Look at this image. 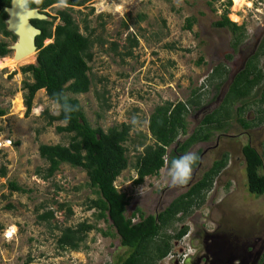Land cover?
Wrapping results in <instances>:
<instances>
[{"label":"rangeland","instance_id":"1","mask_svg":"<svg viewBox=\"0 0 264 264\" xmlns=\"http://www.w3.org/2000/svg\"><path fill=\"white\" fill-rule=\"evenodd\" d=\"M211 1L92 0L73 13L82 31L83 20H88L97 41L93 60L89 62L90 90L70 95L80 100L93 127L107 130L121 123L133 126L126 144L130 166L115 183L130 199L128 216L137 208L147 214L164 210L200 179L214 161L228 154V165L216 178L205 204L185 222L169 229L174 233L186 223L191 232L189 243L194 236L192 247H197L200 255L216 241L234 246L248 244L255 251L264 242V195L248 191L242 154V147L249 143L262 150L264 124L246 130L234 119L227 132H217L210 142L194 145L189 152L202 149L204 154L186 184L171 186L167 167L158 176L147 177L141 185L134 180L137 157L143 150L141 142L153 143L148 124L155 107L167 100L186 101L193 92L201 93L203 107L191 110L188 116L191 134L207 113L220 106L234 75L264 36V0H247L251 5L237 10H233L231 0L229 19L247 29V39L237 52L232 48L233 34L213 26L227 0H214L209 6ZM64 8L66 4L61 0L47 11L56 16ZM191 16H196L197 22L189 31L185 25ZM129 36L137 37L138 45L133 46ZM1 42L9 43L10 49L15 44L0 31ZM51 42L47 39L45 44ZM33 55L32 62L0 69V109L7 110L6 115L0 116V169L7 170L6 177H0V264H116L126 256L127 248L118 239L104 237L100 232L89 233L86 246L80 251L62 250L57 244L60 227L75 226L84 220L96 222L95 211L88 208L96 194L81 168L64 163L50 179L44 180L38 174L39 169L48 167L39 155V145H68L71 135L57 131L63 122L47 124L43 112L58 114L60 107L44 89L37 92L33 109L26 115L23 82L31 80L21 72V67L35 64L37 53ZM11 56L13 50L0 60ZM219 63L229 68V74L217 92L215 82L211 83L208 76ZM17 99H21L22 108ZM259 107L264 109L258 98L250 100L246 120H254ZM11 181L29 191H11ZM60 204L71 206L74 214L68 216L67 207L61 209ZM49 210L54 211V217L48 222L41 220L39 216ZM97 223L107 229L103 221Z\"/></svg>","mask_w":264,"mask_h":264},{"label":"trees","instance_id":"2","mask_svg":"<svg viewBox=\"0 0 264 264\" xmlns=\"http://www.w3.org/2000/svg\"><path fill=\"white\" fill-rule=\"evenodd\" d=\"M63 1L66 8L58 10L56 16H52L47 10L61 0H29L27 7L39 9L48 19L32 20L42 31L36 38L37 62L21 67V72L31 80L23 82L26 115H30L33 109L37 92L44 89L49 99L60 107L58 114H50L47 110L43 112L47 117V124L52 126L55 122H63L64 125L58 126L57 131L71 135L68 145H39V155L48 163L46 169H39V176L44 180L50 179L66 163L86 172L88 186L96 194V198L91 199L88 206L95 211L96 222L84 220L75 226L60 227L61 234L57 244L62 250L80 251L85 248L89 233L97 231L104 237L118 239L121 246L127 248L126 256L116 264H160L173 249L174 242L190 231L186 223L174 233H170L169 229L174 228L178 222H185L205 204L216 178L228 165V154L214 161L200 179L174 198L164 210L147 214L137 208L128 216L130 199L115 183L130 166L126 144L131 139L133 126L121 123L107 130L99 126L93 127L80 100L70 95L84 94L90 90L92 78L89 62L93 60V48L97 40L94 39L95 30L91 28L88 20H83L82 31L73 15L76 8L83 7L92 0ZM213 1L208 2V5L212 6ZM232 4L231 0L224 3L223 12L213 26L228 29L233 34L232 48L237 52L247 39V29L245 25H238L229 19ZM10 5L11 0H0V31L16 42L17 36L7 30L8 14L5 8ZM196 22V16L188 17L185 29L192 30ZM47 39L52 42L45 44ZM128 39L133 46L138 45L137 37L129 36ZM9 46L7 42L0 43V58L12 52ZM263 56L264 37L257 50L248 57L245 66L234 75L220 106L207 113L191 134L188 116L191 110L203 107L201 93L193 92V96L186 101L167 100L157 105L148 124L153 143L145 144L142 141L140 144L143 150L137 157V178L134 183L141 185L147 177L158 176L164 167L168 168L171 160L189 152L194 145L210 142L217 132H227L234 119L246 130L264 124V109L261 107L258 108V115L254 120L248 121L245 117L250 100L258 98L261 105H264V66H261ZM227 57L232 58V55ZM202 62L200 59L199 63ZM14 74L16 71L10 77ZM228 74L229 68L224 63L213 67L208 77L211 83L215 82L217 92L225 84ZM57 93L63 95L57 96ZM65 102L78 107L77 111L71 113L70 119L66 118L64 112ZM6 113L7 110L0 109V116ZM202 153V149L196 152L198 160L193 165V170L199 166ZM242 154L248 191L258 196L264 195V145L259 150L250 143L246 144L242 147ZM6 174V167H2L0 177H6ZM9 188L14 192L29 191L14 181L9 183ZM59 207H67L68 216L74 214L71 206L60 204ZM53 217L52 210L39 216L46 222ZM98 221H103L107 229L100 228Z\"/></svg>","mask_w":264,"mask_h":264},{"label":"water","instance_id":"3","mask_svg":"<svg viewBox=\"0 0 264 264\" xmlns=\"http://www.w3.org/2000/svg\"><path fill=\"white\" fill-rule=\"evenodd\" d=\"M28 2L29 0H11V5L5 8L8 14L7 30L17 36V41L11 49L18 60L38 52L36 38L41 35L42 31L32 23V20L48 19L47 15L40 12L39 9L28 8ZM203 154L204 152L200 157L199 165L202 162Z\"/></svg>","mask_w":264,"mask_h":264},{"label":"flooded vegetation","instance_id":"4","mask_svg":"<svg viewBox=\"0 0 264 264\" xmlns=\"http://www.w3.org/2000/svg\"><path fill=\"white\" fill-rule=\"evenodd\" d=\"M193 237L190 240L191 243L194 241ZM224 243L216 241L206 246L205 253L202 255L198 254V248L195 247L196 252L187 264H264V242L257 251H255L254 246L248 244L247 246H237V244L234 246L225 241Z\"/></svg>","mask_w":264,"mask_h":264},{"label":"clouds","instance_id":"5","mask_svg":"<svg viewBox=\"0 0 264 264\" xmlns=\"http://www.w3.org/2000/svg\"><path fill=\"white\" fill-rule=\"evenodd\" d=\"M62 93H57V96H62ZM65 101L67 98H64ZM66 118L71 117L73 111H77L78 107L73 106L67 102L63 105ZM198 156L194 152H186L179 157L171 160L168 165V175L170 177L171 186L186 184L190 179L193 172V165L197 162ZM141 195H144L143 189H141Z\"/></svg>","mask_w":264,"mask_h":264},{"label":"built area","instance_id":"6","mask_svg":"<svg viewBox=\"0 0 264 264\" xmlns=\"http://www.w3.org/2000/svg\"><path fill=\"white\" fill-rule=\"evenodd\" d=\"M190 234L189 231L183 238L175 241L173 249L162 262H165V264H187L196 252V249L192 247V243H189Z\"/></svg>","mask_w":264,"mask_h":264},{"label":"bare ground","instance_id":"7","mask_svg":"<svg viewBox=\"0 0 264 264\" xmlns=\"http://www.w3.org/2000/svg\"><path fill=\"white\" fill-rule=\"evenodd\" d=\"M234 2V8L233 10H237V8H241L244 5H251L250 2H248L247 0H233ZM234 20H237L236 17H234ZM34 60V55H30L22 60H18L15 58L14 54L13 56L9 57V58H4L2 60H0V69L4 68V67H15L19 64H24V63H29L32 62ZM17 104L19 105V108H22V103H21V99H17Z\"/></svg>","mask_w":264,"mask_h":264}]
</instances>
